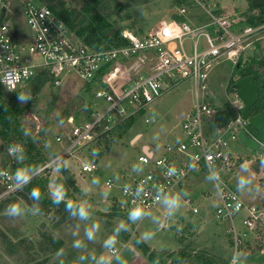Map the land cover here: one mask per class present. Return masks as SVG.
Returning <instances> with one entry per match:
<instances>
[{
	"label": "rangeland",
	"instance_id": "rangeland-1",
	"mask_svg": "<svg viewBox=\"0 0 264 264\" xmlns=\"http://www.w3.org/2000/svg\"><path fill=\"white\" fill-rule=\"evenodd\" d=\"M5 1L4 5L11 9L12 3ZM64 2L68 8L73 4L72 0ZM201 3L204 9L193 5L185 14L191 16L196 25L210 20L206 10L213 15L229 12L230 15L235 13L245 16L250 22L262 21L261 14L257 15L256 10H250L253 7H247L248 0H201ZM175 5V0H95L92 10L84 14V20L91 27L104 25L105 35L115 38L123 29L137 33L151 32L167 17L170 10H175ZM71 33L81 41L80 37L84 36L86 30L81 32L80 37L72 31ZM201 39H197L198 43ZM248 53L246 50L243 56ZM230 69V61L218 60L208 74L205 93H198L200 102L208 103L214 108L228 105L233 97L225 92V86L229 78L232 81L237 76V70L234 68L230 73ZM49 79L38 88L29 83L12 93L1 89V96L5 101L11 98L18 101V93L32 91L27 105L18 102L22 106L20 123L25 135L30 138V146H33L31 150L11 133L5 136L0 133L1 161L8 163L13 172L20 166L15 157L5 153V148L13 145L18 149L22 146L24 166L32 165L37 169L48 163L49 166L39 171L34 179L41 181L39 185L43 194L50 200L55 178H62L55 171V166L57 163L62 164L70 173L74 186L78 188L77 191L68 189L66 200L86 207L89 218L80 220L70 215L66 219H59L42 212L33 215L31 208L17 194H13L0 203V264H95L93 257H104L110 260V264H118L114 255L121 256L126 264H204L205 259L218 264H223L224 261L229 264L233 245L226 231L227 223L217 219L213 213L217 196L205 174L189 179L180 190L174 191L182 193V201L180 209L170 219L164 217V209L160 203L136 223L129 221V211L120 207L123 201L119 195V186L125 183L126 177L139 170L136 156L141 152L140 145L148 144L154 155H160L165 142L182 139L180 124L184 112L193 102L192 84L186 80L181 81L144 111H138L115 123L95 144H86L55 161L70 129L67 118L71 117L74 122L89 119L92 113L95 116L101 112L106 103L92 98L89 88L72 74L64 76L57 86H53ZM203 131L207 137L216 134L212 117L203 123ZM54 136H59L63 140L62 144L55 143ZM228 149L241 157H250L252 154L234 140L228 143ZM90 162L96 166L94 171H79L82 164ZM74 169L77 170L76 179L72 174ZM248 172H240L233 181L237 182L241 175L250 180ZM106 179H112L110 188L104 185ZM250 190L248 186L245 199L247 195H251ZM106 192L107 197L104 196ZM185 197L191 199L187 205L183 202ZM12 202L20 203L25 215L8 217L5 209ZM191 207H196L197 211L192 212ZM93 224L99 225V229L94 240L89 241L85 232L91 230ZM120 224H124L126 230H121L116 236V252L110 253L103 247L104 241L116 235L115 229ZM145 231L154 233L153 239L145 243L148 248L162 251L154 261H150L135 243V239H139ZM47 235L59 241L57 248L46 247ZM76 240L82 241V247H73ZM263 244L264 239L258 242L246 241L236 250L247 254V264H263ZM81 256L85 259L79 260Z\"/></svg>",
	"mask_w": 264,
	"mask_h": 264
},
{
	"label": "built area",
	"instance_id": "built-area-1",
	"mask_svg": "<svg viewBox=\"0 0 264 264\" xmlns=\"http://www.w3.org/2000/svg\"><path fill=\"white\" fill-rule=\"evenodd\" d=\"M8 1L12 3L11 9L4 5L7 1L0 0V90L12 93L9 87L16 90L39 73L57 86L64 76L72 74L89 88L92 98L106 103L101 112L95 116L92 113L89 119L74 122L67 118L70 129L55 161L86 144H95L115 123L144 111L181 81H189L193 102L182 117V139L165 142L160 155L145 147L136 156L139 170L119 186L123 201L120 207L129 211L142 205L150 212L158 205L161 190L174 192L189 179L201 174L208 179L210 174H216L219 179H208L217 196L213 213L227 223L233 252L246 241L264 239V142H258L253 151L246 148L252 153L250 157H241L228 149L230 141L239 142L237 135L242 130L256 139L246 128L243 102L237 91L226 90L227 84L225 92L233 97L227 106L214 108L198 100V93H205L208 74L218 60L230 61L231 73L236 65L242 66L245 57H251L255 50L259 52L256 46L264 40V19L250 22L235 13L213 15L206 10L210 20L195 25L183 17L193 5L204 9L201 0H175V19L161 20L154 30L143 34L123 29L119 37L124 44L97 50L75 38L42 1ZM246 50L249 53L243 56ZM218 109L230 110L231 118L222 127L214 124L216 134L207 137L203 123L214 118ZM54 142L62 144L63 140L54 136ZM1 156L0 152V202L17 191L14 172L8 163H2ZM48 166L44 163L36 171ZM244 168L252 181L251 195L246 199L248 187L237 191V182L233 181ZM95 169L90 162L82 164L79 171ZM170 169H175V175L169 174ZM112 184L111 179L104 182L107 188ZM137 188H143L139 196ZM183 202L187 205L191 199L185 197ZM190 210L197 211L196 207ZM109 252H116V248Z\"/></svg>",
	"mask_w": 264,
	"mask_h": 264
},
{
	"label": "trees",
	"instance_id": "trees-1",
	"mask_svg": "<svg viewBox=\"0 0 264 264\" xmlns=\"http://www.w3.org/2000/svg\"><path fill=\"white\" fill-rule=\"evenodd\" d=\"M40 1L45 3L50 8L52 13L56 17L61 19L64 24L74 34H76V36L80 37L81 32L86 30L84 36L80 37L82 43H85L97 50L108 48L110 46H119L125 43V41L119 37V32L116 34L115 38H110L105 35L104 25L98 24L96 27H91L88 22H85L84 14L92 10V4L95 0H72L73 4L69 8L65 7L64 0ZM260 19L263 20L262 17H260ZM46 79L47 76L45 74L39 73L26 84L30 83L35 88H38L43 83H45ZM24 85H22L21 87H23ZM21 87L16 89L14 92L18 91ZM226 90H231L230 83H228V85L226 86ZM29 93L32 94V91H29ZM1 95L2 93L0 90V133L3 136H5L7 133H11L22 144L26 145L29 149L32 150L33 146H30L29 144L30 138L25 135L23 126L19 120V115L22 112L21 104L14 98L5 101L3 100ZM25 104L27 105V102H25ZM28 166L31 167L32 165ZM60 174L62 178H55V182L64 184L67 195H69L68 189H71L72 191L78 190V188L74 186V182L71 179L70 173L66 168L61 167ZM40 183L41 181L39 179H33L32 184L26 186L20 191H16L15 194H17L19 198L31 209L34 206L39 207L40 212L49 213L51 216L58 217L59 219H66L70 217L71 214L66 210L65 202H61L59 205L53 204L52 200L44 196L42 191L43 189L39 185ZM33 185L39 187V190L41 192V199L39 202H35L30 198V190ZM7 198H5L4 200H6ZM4 200H2L1 202H3ZM46 238L48 241L46 247L48 249H55L59 246V241L53 239L52 236L47 235ZM137 241L138 239H135L137 247L141 250L142 253L146 254L147 258L150 261H154L162 254V251L150 249L145 243H137ZM203 261L204 264H218L217 262L207 259ZM223 264H226L225 261L223 262Z\"/></svg>",
	"mask_w": 264,
	"mask_h": 264
},
{
	"label": "clouds",
	"instance_id": "clouds-1",
	"mask_svg": "<svg viewBox=\"0 0 264 264\" xmlns=\"http://www.w3.org/2000/svg\"><path fill=\"white\" fill-rule=\"evenodd\" d=\"M9 91H15L14 87H9ZM18 101H20L22 104L27 102L29 99H31V94L28 92H21L17 95ZM19 152V154H18ZM8 154L10 156L15 157L17 163L20 165L17 167L13 173V178L15 181V184L17 185L16 190L20 191L26 186L32 184L33 179L39 175V173L36 171L35 167L30 166H24L23 161L25 159V156L23 154V148L21 146L20 149H18L16 146L10 145L8 148ZM62 164L57 163L55 166V171L59 174L61 171ZM246 171L247 169L244 168ZM2 172V171H0ZM170 175H175V169L169 170ZM208 179L211 180H217L219 179V176L216 174H210ZM98 183V181H96ZM54 187L50 191V198L53 202V204L59 205L61 202H65V208L66 210L73 216L78 217L80 220H87L89 218L88 209L84 206L76 205L71 202H67V191L63 183L53 182ZM250 184V180L246 177L241 175L237 180V191H244ZM143 193V188H137L136 195L139 196ZM108 193H104V196L107 197ZM30 198L35 201L39 202L41 199V192L39 190V187L33 185L30 190ZM157 200L162 205L164 209V217L166 219H170L176 215L178 210L181 207V201H182V193L181 192H169L166 193L163 190L158 194ZM31 212L33 215H38L40 213L39 207H33L31 209ZM5 213L10 218H18L23 215H25V211L22 208L20 203L12 202L8 205V207L5 209ZM148 215L146 209L142 205H137L132 207L128 212V220L132 223H136L142 219H144ZM99 225L93 224L91 226V230H86L85 236L87 240L92 241L95 238L96 231H98ZM121 230H126L124 224H120L115 229L116 235L108 237L104 241L103 247L108 250L115 251L116 246V236L119 235V232ZM154 233L150 231H145L142 233L141 237L138 239L137 243H147L151 239H153ZM74 248H80L82 247V241L76 240L73 242ZM118 261V264H126V261L119 255H114L113 257ZM85 257L81 256L79 257V260H83ZM247 254L236 250L233 252L230 258L229 264H247ZM93 260L95 261V264H110V260H106L104 257L95 258L93 257Z\"/></svg>",
	"mask_w": 264,
	"mask_h": 264
},
{
	"label": "water",
	"instance_id": "water-1",
	"mask_svg": "<svg viewBox=\"0 0 264 264\" xmlns=\"http://www.w3.org/2000/svg\"><path fill=\"white\" fill-rule=\"evenodd\" d=\"M251 7H258L264 5V0H250ZM264 19V15H263ZM236 67H239L236 65ZM249 72H252L249 66L241 67L238 71L240 76H245L232 83V86L237 89V95L240 100L244 103L242 110V116L247 119V130L256 139L253 140L250 136L246 135L242 130L238 133V141L248 150L253 151L258 147V142H264V113L256 116H249L247 113V108L249 102L247 97L249 94H254L255 86L251 84V77H246ZM247 88L248 92L244 90ZM230 110H216L214 114V124L216 127H222L231 118Z\"/></svg>",
	"mask_w": 264,
	"mask_h": 264
},
{
	"label": "flooded vegetation",
	"instance_id": "flooded-vegetation-1",
	"mask_svg": "<svg viewBox=\"0 0 264 264\" xmlns=\"http://www.w3.org/2000/svg\"><path fill=\"white\" fill-rule=\"evenodd\" d=\"M247 7L250 8V0H248ZM252 10L257 11V15L261 14L262 19L264 15V5L253 7ZM256 48L259 50V52L253 51L251 54V57L246 59L242 66L236 67L237 70V76L234 80H228V83H230L231 89H234V91H237L235 87L232 86V83L236 80L243 78L245 76H240L238 71L241 67L249 66L252 72H249L246 77H251V84L255 86V92L254 94H249L247 97V100L249 102V106L247 108V113L249 116L253 117L256 115H261L264 113V40L259 41ZM257 50V51H258ZM244 90L248 92L247 88L244 87ZM244 107V103H243Z\"/></svg>",
	"mask_w": 264,
	"mask_h": 264
},
{
	"label": "crops",
	"instance_id": "crops-1",
	"mask_svg": "<svg viewBox=\"0 0 264 264\" xmlns=\"http://www.w3.org/2000/svg\"><path fill=\"white\" fill-rule=\"evenodd\" d=\"M176 18V14H175V10H170L169 11V13H168V15H167V17L165 18V19H163V20H167V19H175ZM193 18V17H192ZM185 19H186V21H188V22H190L191 24H197V23H194V21H193V19H191V16H185ZM133 31V30H132ZM137 33V32H136ZM143 33H145V32H143ZM143 33H141V34H143ZM190 109V108H189ZM188 109V110H189ZM188 110H186V111H188ZM185 111V112H186ZM184 112V113H185ZM140 147H141V151H143V149L146 147V149L147 148H150L149 147V145L148 144H141L140 145ZM72 174H74V179H76L77 178V170H75L74 169V172H72ZM112 180V179H111ZM264 245V244H263ZM261 250H264V246H263V249H261ZM263 264H264V262H263Z\"/></svg>",
	"mask_w": 264,
	"mask_h": 264
}]
</instances>
